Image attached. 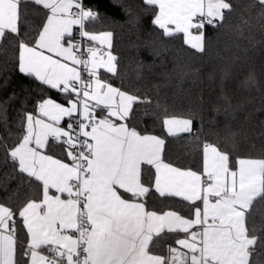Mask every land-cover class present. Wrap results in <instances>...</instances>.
I'll use <instances>...</instances> for the list:
<instances>
[{"label": "snow or ice", "instance_id": "6c2138e0", "mask_svg": "<svg viewBox=\"0 0 264 264\" xmlns=\"http://www.w3.org/2000/svg\"><path fill=\"white\" fill-rule=\"evenodd\" d=\"M145 3L158 7L153 23L165 36L182 33L184 42L201 52V30L223 27L233 10L230 0ZM256 3L264 14V0ZM22 5L45 12L46 22L35 35L24 30L28 22ZM93 17L80 0H0V48L5 41L14 43L19 72L57 90L69 105L42 95L34 110L26 112V97L19 113L26 132L15 145L0 140L3 163L10 160L14 173L33 178L29 187L36 186L34 181L42 184L39 202L29 200L22 207L0 203V264H264V253L257 251L258 240L264 249V238L249 227L254 203L264 201V159H232L205 143L206 179L165 163L164 139L142 134L127 122L134 116L133 105L146 101L103 82L98 74L99 69L115 74L117 66L116 57L101 50L112 47V33L83 30ZM74 26L82 30L78 37ZM78 38L101 47L82 52ZM8 86L7 77L0 79V90ZM9 99L19 96L14 91ZM162 126L170 135L193 134L192 119L168 116L166 110ZM53 144L70 163L41 151ZM142 165L154 167L159 197L193 202L189 212L194 219L148 210L153 185L142 182ZM195 201H202V208ZM24 229L20 241L18 233ZM166 231L185 237L176 240L180 247L169 245L154 254L152 248Z\"/></svg>", "mask_w": 264, "mask_h": 264}, {"label": "trees", "instance_id": "16d2710c", "mask_svg": "<svg viewBox=\"0 0 264 264\" xmlns=\"http://www.w3.org/2000/svg\"><path fill=\"white\" fill-rule=\"evenodd\" d=\"M85 3L95 15L85 22L84 30L112 33L110 51L116 57L117 72L101 71L100 77L146 101L133 105L134 116L130 114L127 122L142 134L164 139L163 161L201 171L205 143L229 153L232 159H264V14L256 0H230L233 10L223 27L203 29V52L186 44L182 33L165 36L153 23L157 8L147 5L145 0ZM22 11L28 22L24 30L35 35L46 20L45 12L32 6L24 10L23 5ZM17 56L14 43L5 41L0 48V79L7 77L9 86L0 90V140L9 145L18 143L25 131V121L22 123L19 116L21 100L27 97L23 106L26 112L34 110L42 95L66 101L57 90L20 73ZM14 91L19 99L10 100ZM3 102H7V127L2 119ZM165 110L168 116L192 119L193 134H168L162 126ZM50 151L67 159L55 144ZM3 157L0 150V203L22 207L29 200L39 201L42 184L34 181L36 186L29 187L33 178L26 173H14L11 161L4 164ZM141 178L147 186L149 180L153 185L154 168L142 165ZM152 191L154 195L147 198L146 204L149 210L169 209L192 216L189 209L193 202L180 197H159L154 187ZM195 203L200 205L199 201ZM253 226L255 234L264 238V201L258 200L250 210L249 227ZM25 233L26 229L18 233L20 241ZM161 235L164 239L152 248L154 254H162L169 245L176 247V240L184 233L166 231ZM259 243L258 240L257 251L264 253Z\"/></svg>", "mask_w": 264, "mask_h": 264}, {"label": "crops", "instance_id": "0c3cea01", "mask_svg": "<svg viewBox=\"0 0 264 264\" xmlns=\"http://www.w3.org/2000/svg\"><path fill=\"white\" fill-rule=\"evenodd\" d=\"M155 15H158V7H157V12H156V14ZM154 19H155V16H154V18H153V21H154ZM45 22H46V20H45ZM174 27V26H173ZM76 28V26H74V29ZM194 31V34H197L196 32H195V30H193ZM201 31H203V29L201 30ZM103 32H108V31H100V32H89L90 34H96V35H99L100 33H103ZM86 40H87V38H86ZM102 52H109L110 51V49L105 45V46H102ZM111 52V51H110ZM47 54V53H46ZM111 54H112V52H111ZM113 55V54H112ZM106 58V57H105ZM101 71H106L105 69H99L98 70V74H99V76H100V72ZM107 72V71H106ZM101 78V77H100ZM101 80L103 81V82H107V81H104L102 78H101ZM107 83H109V82H107ZM111 84V83H110ZM112 85V84H111ZM112 86H114V85H112ZM115 87V86H114ZM127 93V92H126ZM127 94H129V93H127ZM74 95L75 94H73V97H74ZM131 95V94H130ZM53 99V98H52ZM55 100V99H54ZM57 101V100H56ZM57 102H59V103H61V104H63L64 106H69L68 104H67V101H57ZM90 103H94V102H90ZM96 114L97 115H99V110H97V112H96ZM64 120H65V118H64ZM64 120L61 122L62 124L64 123ZM118 122H120V123H124L125 121H118ZM166 129V128H165ZM167 131V130H166ZM26 132V121H25V131H24V133ZM176 134H178V133H176ZM150 135H152V134H150ZM158 137V136H157ZM160 138V137H159ZM162 139V138H161ZM49 143H50V141H49ZM44 154H51V155H53V158H56V159H62L63 160V162H65V163H70V161L68 160V159H63V158H60L58 155H56V154H54L53 152H51L50 150H49V148L46 146V148L45 149H43V150H41ZM161 157H162V152H161ZM241 158H248V157H241ZM251 159H260V158H251ZM165 162V161H164ZM166 163V162H165ZM173 166V165H172ZM175 167V166H174ZM154 168V167H153ZM181 170H190V169H184V168H180ZM191 171H194V170H191ZM195 172H197V174H201L202 175V178H204V179H206V176L203 174V154H202V168H201V171H195ZM154 174H155V170H154ZM147 186V185H146ZM153 187H154V180H153ZM52 191H55L54 189L52 190ZM180 198H182V197H180ZM42 199V198H41ZM40 199V200H41ZM39 200V201H40ZM39 201H37V202H39ZM200 202V207L202 208V201H199ZM149 210V209H148ZM150 211H154V210H150ZM167 211H173V210H169V209H167V210H164V211H162V212H157L158 214H163L164 212H167ZM177 213V212H176ZM178 215H180L179 213H177ZM182 216V215H181ZM183 218H186V219H188V218H192V219H194V215H192V216H190V217H185V216H182ZM195 230H199V226H197V229H195ZM185 237V233H184V235H182V236H180V237H178V238H184ZM176 247H180L177 243H176Z\"/></svg>", "mask_w": 264, "mask_h": 264}, {"label": "built area", "instance_id": "2783aa9c", "mask_svg": "<svg viewBox=\"0 0 264 264\" xmlns=\"http://www.w3.org/2000/svg\"><path fill=\"white\" fill-rule=\"evenodd\" d=\"M80 2L82 3V6L84 7L85 10L92 11V12L94 13V11L91 10V9L88 7V5L85 3V0H80ZM94 15H95V13H94ZM90 19H91V18H90ZM83 30H84V29H83ZM79 31H82V30L79 29V26H76V28L74 29V36H75V37H78V33H79ZM78 42L81 43V50H82V52H85L88 46L101 47V46L98 45V44H95V43L89 42V41L86 40L85 38H78ZM82 76H84V78H87V77H86V74L83 73V71H82ZM74 98H75V96H74ZM66 121H67V118L65 119V123H66Z\"/></svg>", "mask_w": 264, "mask_h": 264}]
</instances>
